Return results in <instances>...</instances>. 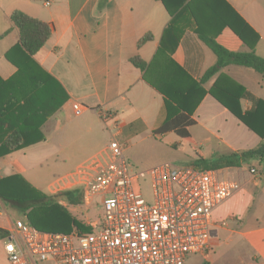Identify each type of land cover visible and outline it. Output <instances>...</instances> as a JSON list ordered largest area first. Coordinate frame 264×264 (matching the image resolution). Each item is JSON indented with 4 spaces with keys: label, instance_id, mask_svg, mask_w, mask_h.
I'll list each match as a JSON object with an SVG mask.
<instances>
[{
    "label": "crops",
    "instance_id": "1",
    "mask_svg": "<svg viewBox=\"0 0 264 264\" xmlns=\"http://www.w3.org/2000/svg\"><path fill=\"white\" fill-rule=\"evenodd\" d=\"M14 10L52 25L50 38L33 58L56 79L66 97L54 101V108L48 106L40 126L43 140L0 156V178L20 174L41 191L45 164L64 163L71 171L55 178L46 194L57 197L86 225L97 221L89 222L79 215L81 208L89 207L79 187L72 185L71 175L95 158L107 160V147L114 139L122 144L124 153L133 139L148 131L159 139L176 135L178 142H188L175 130L158 131L184 113L193 120L186 130L195 145L204 146L213 138L233 152L260 144V135L248 129L211 90L234 108L240 106L245 114L251 111L253 101L237 95L246 90L264 100V74L230 64L201 83L206 71L217 62L202 37L215 39L229 51L254 50L264 58V0H107L102 4L101 0H0L3 81L18 71L6 57L19 43V31L10 18ZM146 35L151 38L139 46ZM135 56L147 63L145 70L131 62ZM14 89L5 88L6 100ZM24 91L31 89L22 88ZM75 103L85 107L79 115L74 112ZM101 111L111 113L113 118L104 121ZM38 121L39 117L34 125ZM193 128H201L204 135L197 136ZM198 151L203 155L196 146ZM198 159L191 164L203 168ZM250 166L257 169L256 175L248 173ZM230 168L231 176L242 187L213 211L216 226L212 241L218 238L232 247L237 256L227 255L231 264H264V166L253 160ZM75 189L81 194V203H70L61 194ZM0 203L6 211L11 210ZM0 228L9 231L12 225L0 220ZM206 262L218 260L209 254ZM0 264H10L1 238Z\"/></svg>",
    "mask_w": 264,
    "mask_h": 264
},
{
    "label": "built area",
    "instance_id": "2",
    "mask_svg": "<svg viewBox=\"0 0 264 264\" xmlns=\"http://www.w3.org/2000/svg\"><path fill=\"white\" fill-rule=\"evenodd\" d=\"M73 109L79 115L85 107L75 103ZM100 113L104 121L113 118ZM107 148V160L95 158L71 175L86 206L102 204V220L91 232L63 233L15 219L3 239L10 264H187L190 256L211 250L213 211L242 187L230 167L164 161L136 169L118 140ZM247 171L258 173L252 166Z\"/></svg>",
    "mask_w": 264,
    "mask_h": 264
},
{
    "label": "trees",
    "instance_id": "3",
    "mask_svg": "<svg viewBox=\"0 0 264 264\" xmlns=\"http://www.w3.org/2000/svg\"><path fill=\"white\" fill-rule=\"evenodd\" d=\"M105 1L107 0H101V4ZM10 18L19 31V43L6 53V57L17 67L18 71L11 79L0 80V134L3 135V140L0 141V156L43 140L44 134L41 132L40 126L48 112V106L54 108L59 99L63 101L66 97L56 79L33 58L50 38L52 25L21 10H14ZM239 35L241 36V34ZM149 38L151 35L142 37L139 40V46ZM202 40L216 54L217 62L206 71L201 83L230 64L250 67L264 74V58L256 54L254 50L246 49L234 52L224 48L213 38L202 37ZM131 62L143 70L147 68V63L138 56L131 58ZM54 85L55 88H53ZM7 87L15 89L6 100L5 88ZM22 88H28L31 91L21 92ZM241 88L243 89V87ZM211 92L248 129L259 134L261 141L255 148L223 154L211 163L206 162L205 157L198 151L200 156L198 162L203 164V169L241 167L244 164H250L253 160H257L260 165L264 166V100L243 90L242 94L237 95V98L240 96L249 97L253 101L251 111L244 114L240 106L234 108L226 98H221L214 90ZM169 98L173 99L172 96ZM168 103H170L169 99H167ZM178 106V108H182L179 103ZM37 117H39L38 124L34 125V120ZM191 123L193 120L187 114L181 113L167 121L158 131L175 130L196 149L193 139L186 130V126ZM61 194L70 203L82 202L81 194L77 189L63 191ZM0 201L16 214L24 217L28 224L41 230L63 233H70L74 229L80 232L92 231L91 226L78 220L55 197L43 193L20 174L0 178ZM9 234L8 230L0 228L1 239L6 238Z\"/></svg>",
    "mask_w": 264,
    "mask_h": 264
},
{
    "label": "rangeland",
    "instance_id": "4",
    "mask_svg": "<svg viewBox=\"0 0 264 264\" xmlns=\"http://www.w3.org/2000/svg\"><path fill=\"white\" fill-rule=\"evenodd\" d=\"M193 130L197 131V136L204 135V131H202L201 128H193ZM205 137L207 138L208 135L206 134ZM178 141L179 138L176 135L168 136L165 139H159L155 137L151 131H148L131 141V146L127 153H125V156L130 165L136 169L149 168L164 161H170L177 165L185 166L190 165L196 157L200 158L190 143L186 141L180 143ZM196 146L202 151L203 156L208 163L215 162L220 156L230 152L228 146L213 138L211 142H207L204 146ZM70 171L71 169L61 162L56 165L52 162L48 165L45 164L42 175L44 188L41 189V191L49 193L52 189L49 187V184L52 183L55 178L63 176ZM144 193L146 199L152 201L149 184H145ZM58 199L65 201L64 197L60 195H58ZM0 210L3 212L0 216V220L2 224L6 226L9 224L12 225L16 218L24 219V217L11 210L6 211V208L1 203ZM79 215L89 222H100L103 217L102 204L99 203L98 205H92L89 208H81ZM231 248L232 247L223 245L218 238L214 239L212 241L211 250L208 253L190 256L187 260V264H210L209 262H206V255L209 254L218 260V263L213 262V264H231L232 262L228 259L227 255L232 257H234L233 255L237 256L236 252ZM227 260H229V263L226 262Z\"/></svg>",
    "mask_w": 264,
    "mask_h": 264
}]
</instances>
